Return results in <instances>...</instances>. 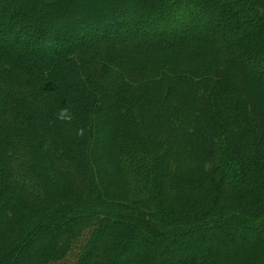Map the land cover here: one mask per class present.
Here are the masks:
<instances>
[{"label": "trees", "instance_id": "obj_1", "mask_svg": "<svg viewBox=\"0 0 264 264\" xmlns=\"http://www.w3.org/2000/svg\"><path fill=\"white\" fill-rule=\"evenodd\" d=\"M0 264H264V0H0Z\"/></svg>", "mask_w": 264, "mask_h": 264}, {"label": "clouds", "instance_id": "obj_2", "mask_svg": "<svg viewBox=\"0 0 264 264\" xmlns=\"http://www.w3.org/2000/svg\"><path fill=\"white\" fill-rule=\"evenodd\" d=\"M56 118L64 121H71L74 117L70 109L64 107L59 110V112L56 115ZM81 134H82V130H81Z\"/></svg>", "mask_w": 264, "mask_h": 264}]
</instances>
